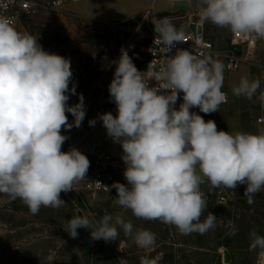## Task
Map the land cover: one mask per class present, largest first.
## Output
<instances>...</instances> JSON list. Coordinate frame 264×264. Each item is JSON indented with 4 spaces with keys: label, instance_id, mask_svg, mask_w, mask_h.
<instances>
[{
    "label": "clouds",
    "instance_id": "clouds-1",
    "mask_svg": "<svg viewBox=\"0 0 264 264\" xmlns=\"http://www.w3.org/2000/svg\"><path fill=\"white\" fill-rule=\"evenodd\" d=\"M201 23L228 28L233 33L264 39V0H198ZM155 42L165 54L184 32L164 17L152 21ZM39 36L19 31L12 18L0 15V193L19 199L33 215L41 207L59 209L61 193L74 190L86 177L88 157L75 147L62 151L69 139L62 134L79 128L86 116L84 97L69 105L76 95L69 58L43 49ZM113 79L108 86L116 115L99 116L106 134L122 148L126 183L114 182L116 203L137 219L158 220L175 226L183 235L204 234L216 226V215L207 212L209 191L234 190L246 185L244 197L251 205L264 190V129L255 133L218 130L204 114L219 112L227 102L222 91L224 65L210 57L200 58L177 49L158 69L151 63L141 72L128 51L121 49ZM154 81V83H150ZM70 84L72 86L70 87ZM259 78L242 77L232 94L264 105ZM259 91V95L257 93ZM182 95V103L176 107ZM74 118L70 123L67 114ZM90 126L96 119L89 121ZM119 225L126 237L141 249H152L156 234L134 228L131 221L104 214L90 219L76 215L63 229L73 239L77 229L90 231L93 240H116ZM251 247L264 254V235L250 232ZM55 254L47 257L53 261ZM117 264H128L120 258ZM139 264H158L156 258L140 257Z\"/></svg>",
    "mask_w": 264,
    "mask_h": 264
},
{
    "label": "rangeland",
    "instance_id": "rangeland-1",
    "mask_svg": "<svg viewBox=\"0 0 264 264\" xmlns=\"http://www.w3.org/2000/svg\"><path fill=\"white\" fill-rule=\"evenodd\" d=\"M175 1H185L188 9H198V0ZM84 3L73 4L61 12H38L23 20L17 28L39 36L38 42L44 50L70 59L76 95H71L68 103H78L79 95H83L86 116L81 126L97 110L107 109L105 112L116 115V105L110 99L108 86L113 79L116 67L113 61L120 45L111 36L109 25L104 24L105 20L117 23L120 19L102 15L95 8L90 11L91 6ZM109 3H99V10L110 7ZM121 3L119 10L132 6L136 9L141 4L148 5L149 0L133 5L124 1ZM178 10L171 0H157L153 7V12L157 14ZM84 14H92L95 21L78 16ZM229 33L228 28L204 23V35L215 47H225ZM261 41L264 43V39ZM257 54L258 50H255L249 63L264 66V57L261 62ZM227 84H232L231 80ZM67 115L71 123L74 118L71 114ZM76 129H62V134L69 137L62 151H68L70 147L81 151L85 146L91 151L97 139H101L105 147H114L116 152L119 149V144L107 136L100 120L94 130H85L80 137L72 140ZM245 188L246 185H238L234 190L228 189L230 200L225 205H208L201 221L207 212H211L216 215V226L204 234L194 232L189 235H183L175 226L158 220L137 219L131 210L116 203L117 194L97 197L73 190L62 192L61 199L65 204L61 208L41 207L38 214L33 215L21 200H13L0 193V264H117L120 258H125L128 264H139L142 256L156 258L158 264H264V254L260 249L251 247L250 237L253 230L264 235V190L257 193L255 202L249 205L244 197ZM79 213L97 220L100 215L108 214L113 217V222L115 217L120 216L125 221H131L136 229L144 228L155 233V246L152 249L138 248L130 237L124 235L119 225L116 240H93L90 233L93 229H87V237L77 229L79 235L73 239L63 227L67 220ZM53 253L55 258L49 262L47 257Z\"/></svg>",
    "mask_w": 264,
    "mask_h": 264
},
{
    "label": "built area",
    "instance_id": "built-area-1",
    "mask_svg": "<svg viewBox=\"0 0 264 264\" xmlns=\"http://www.w3.org/2000/svg\"><path fill=\"white\" fill-rule=\"evenodd\" d=\"M89 0H0V15L13 19L14 26L18 28L21 22L41 11H64L73 4ZM167 17L177 29H188L184 32V42H176L171 52L166 53L162 44L154 40L158 35L154 31L152 21ZM24 31V30H19ZM111 36L118 40L119 48L114 57L118 60L121 55V49L128 51L132 57L133 63L141 72L148 70V65L158 69L167 59V56L174 55L177 49H185L193 55L219 61L224 65V73L237 72L243 64L250 62L259 43L262 39H253L252 36H244L233 33L230 30L228 43L225 47H215L204 35V23H201L198 16V9L182 8L178 12L157 14L153 9H149L140 15L126 19L113 24L110 27ZM150 83H154L151 81ZM182 93L177 100L176 107L182 103ZM191 111L197 112L203 116L198 108H192ZM103 110L94 111L92 119L99 120ZM84 126L76 129L83 133L85 130H91L95 127L90 126L89 121ZM89 161L90 167L86 177L74 184V190L89 196L112 197L117 194L111 187L114 182L126 183L123 172L125 165L121 159L122 148L115 154H107L93 147L91 151L84 152ZM207 182L201 185V191L205 192L208 199V205H225L229 202V190L221 187L209 191Z\"/></svg>",
    "mask_w": 264,
    "mask_h": 264
},
{
    "label": "crops",
    "instance_id": "crops-1",
    "mask_svg": "<svg viewBox=\"0 0 264 264\" xmlns=\"http://www.w3.org/2000/svg\"><path fill=\"white\" fill-rule=\"evenodd\" d=\"M103 1H108V3L110 2L109 3L110 7L107 8L101 7L102 9L99 10L101 5L98 4ZM122 1L127 2V4L133 5L134 3H138L141 0H126V1L125 0H89L83 2H85L84 4L91 6L90 11L93 8H95V10L102 15L104 14L110 18L116 17L114 19H120L118 21H123L135 17L137 15H140L141 13L151 8L153 9L157 0H149L148 5L141 4V6L137 7L136 9L133 8L134 6H132L131 8L128 7L129 9L126 8L119 10ZM171 1L175 2V0H171ZM119 12L121 14H119ZM92 14H84L78 16L85 19L93 20V17L95 16H92ZM104 24L109 25V27H111L113 24H115V22H107L105 20ZM256 50H258L257 57L262 62L263 60L262 57H264L263 55L264 43L262 41L259 43V46L257 47ZM262 63L264 64V62ZM223 75H224V82H223L222 91L225 92L227 95V102L220 105L219 112L204 114L203 118L205 119V121L213 120L216 123L218 130L228 131L230 133H234L236 131L255 133L261 129H264V105H262L261 102L256 97H253L251 100H249L244 97H236L232 94V87L234 85H238L242 77H247L250 80L259 78L261 81V88L259 91H264V66L247 63V64H243L237 72L223 74ZM229 80H231L232 84H227ZM259 91L257 93V96L259 95ZM105 111H107V109L104 110L103 113ZM98 121L99 120H96V123ZM96 146L102 147L103 149L100 150L103 151L104 153L107 154L116 153V148L105 147L101 139H97V142H94L92 144V147H96ZM88 148H89L88 146H85V148L82 151L89 152V150H87Z\"/></svg>",
    "mask_w": 264,
    "mask_h": 264
},
{
    "label": "water",
    "instance_id": "water-1",
    "mask_svg": "<svg viewBox=\"0 0 264 264\" xmlns=\"http://www.w3.org/2000/svg\"><path fill=\"white\" fill-rule=\"evenodd\" d=\"M176 3V6L179 8V9H182V8H188V3L185 2V1H175ZM82 135L81 131H75L71 137L72 140H75L77 139L78 137H80ZM79 215H81L79 213ZM104 214L100 215V218L103 216ZM79 232L84 236V237H87L88 234H87V229L85 228H79L78 229Z\"/></svg>",
    "mask_w": 264,
    "mask_h": 264
}]
</instances>
